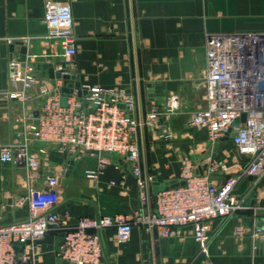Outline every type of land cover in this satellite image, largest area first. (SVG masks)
<instances>
[{"label": "crops", "instance_id": "1", "mask_svg": "<svg viewBox=\"0 0 264 264\" xmlns=\"http://www.w3.org/2000/svg\"><path fill=\"white\" fill-rule=\"evenodd\" d=\"M47 0H0V146L10 143L37 114L43 104L38 87L32 99L13 97L21 89L9 79V62L19 50L10 45L31 37L28 56L51 52L45 37ZM69 4L78 41L77 77L83 87L125 88L134 98L140 166L144 185L138 183L131 166L118 157L107 158L102 167L98 155L72 156L48 148L41 156L39 178L31 182L26 166L0 160V224H11L31 216L32 190H45L46 179L56 175L61 183L60 202L53 211L73 225L80 217H122L150 215L156 210V185L180 178L182 159L189 157L197 169L213 152L209 132L191 125L194 111L206 107L205 91L197 84L207 68V38L212 34L264 36V0H54ZM37 75L48 77L53 59L38 56ZM53 61L58 62L59 58ZM46 72V74H44ZM75 80H63V86ZM64 95L69 94L64 92ZM178 97L180 110L160 122L169 125L173 139L162 136V128L148 125L150 112L162 110L169 97ZM35 117V116H34ZM226 162L228 173H238L248 157L237 152L231 138L215 154ZM71 161L73 164L71 165ZM71 166L68 178L64 173ZM96 171L97 177H88ZM229 174L219 172L215 183ZM145 193L146 199L141 195ZM235 193L247 197L250 205L264 206V176L246 177ZM44 212V209H39ZM238 226L247 229L236 234ZM261 230L255 239L250 234ZM116 228L101 231L104 258L101 264H264V209L247 210L227 219L214 220L206 255L189 232L163 237L155 228L134 224L126 243L115 240ZM260 242V243H259ZM62 235L49 232L38 247L34 264H69L58 257Z\"/></svg>", "mask_w": 264, "mask_h": 264}, {"label": "built area", "instance_id": "2", "mask_svg": "<svg viewBox=\"0 0 264 264\" xmlns=\"http://www.w3.org/2000/svg\"><path fill=\"white\" fill-rule=\"evenodd\" d=\"M45 9L44 21L48 26L45 38L52 42L51 52L45 51L33 58L27 56L25 61L17 54L9 62L11 83L21 85L12 96L30 101V91L38 87L43 104L10 143L0 146V160L26 166L29 180L35 182L39 178L41 156L47 154L48 148L32 151L34 144H44L57 153L76 157L98 155L102 167L108 161L104 154H115L131 166L143 186L138 143L141 123L134 118L133 96L125 88L90 86H82L87 91L82 97L77 90L65 96L63 78L50 82L42 81L37 75L38 56L59 58L58 62L50 63L55 72L62 75L77 77L78 73V41L70 5L47 0ZM18 41L28 47L32 38ZM206 58V72L197 86L204 89L207 106L194 111L191 125L207 129L213 146L227 134L232 122L246 113V121L233 128L230 138L237 152L248 157L247 166L236 174H229L226 162L209 154L203 161L202 174L198 175L196 164L184 157L179 180H185L186 185L158 192L156 210L150 215L137 213L131 219L80 217L73 225L67 222L68 217L63 218L53 211L60 202L61 182L58 176L50 175L45 190L31 191L28 219L0 224V264H34L39 256L38 247L49 232L62 235L57 253L60 260L69 264H101L104 258L101 231L116 228L115 240L122 244L130 239L134 224L155 228L163 237L189 232L200 244L201 254L206 255L214 220L264 209L263 205L248 204L247 197L235 193L246 177L264 176V36L255 33L209 35ZM179 110L178 97L171 95L165 108L155 107L150 112L146 123L162 128L165 139H173L169 125L161 123L160 119L169 118ZM219 172L229 175L221 183H215L214 176ZM87 175L97 177V172L89 171ZM141 198L146 199L145 193ZM247 231L238 226L236 234L243 235ZM250 234L255 239L263 236L259 229Z\"/></svg>", "mask_w": 264, "mask_h": 264}, {"label": "water", "instance_id": "3", "mask_svg": "<svg viewBox=\"0 0 264 264\" xmlns=\"http://www.w3.org/2000/svg\"><path fill=\"white\" fill-rule=\"evenodd\" d=\"M10 49L12 52H14L15 50H19V58L21 61H25L27 59V56H28V47L27 45L24 43V42H21V41H17L13 44L10 45ZM47 67L49 68V71H48V77L52 78V79H55V78H63L64 80H75V83H72V84H68L66 87L63 88V91L67 94H72L74 93L75 90L78 91V95L80 97H82L83 95H86L87 94V91L86 90H83L82 89V83L80 82V80L78 79V77L76 76H72V75H62L61 72H55L54 70V67H53V64H46ZM44 74H46V72H44ZM66 100L64 99L63 100V103L65 104ZM246 118H247V114L246 113H243L241 115V117L235 119L233 122H232V125L231 127L228 129L227 131V134L222 137L217 143H215L214 145V148H213V152L211 153V155L213 157H215V154L224 146V143L225 141L229 140L230 139V135L233 131V128L234 127H237L239 126L241 123L245 122L246 121ZM37 123V122H36ZM96 154H99L98 152H95ZM106 157H113L114 159L116 160H119L118 157L115 155V154H108V153H105L104 154ZM73 164V161H71V165ZM71 174V166L70 168L68 169V171H66L64 173V176L66 178H68ZM196 174L198 175H201L202 174V169L199 168L196 170ZM62 184L65 183L66 181L62 180L60 181ZM186 185V181L185 180H178V179H175V180H171V181H168V182H165L162 187H160L157 183L156 185V191H165V190H169L170 188H174V187H177V186H184Z\"/></svg>", "mask_w": 264, "mask_h": 264}]
</instances>
